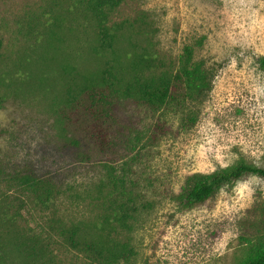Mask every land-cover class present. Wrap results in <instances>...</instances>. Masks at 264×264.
Wrapping results in <instances>:
<instances>
[{"label": "rangeland", "instance_id": "374dc122", "mask_svg": "<svg viewBox=\"0 0 264 264\" xmlns=\"http://www.w3.org/2000/svg\"><path fill=\"white\" fill-rule=\"evenodd\" d=\"M53 1L0 0V167L7 173L32 168L61 187L45 210L30 204L22 188L0 184V218L19 210L21 227L44 225L52 215L63 223H97L106 208L101 180L107 171L95 162L96 151L81 162L64 148L77 129L59 110L67 89L75 90L81 75L95 76L112 56L95 54L93 32H76L65 17L56 38L45 42L44 30L58 12ZM111 21L134 24L115 45L120 59L146 51L174 70L190 44L207 79L180 109H124L139 141L113 166L134 200L131 230L117 234L134 255L119 264H243L264 245V178L244 175L194 205L184 204L183 195L195 174L239 163L264 166V68L258 62L264 0H127ZM186 115L195 121L183 127ZM163 120L172 132L148 143L152 125ZM5 254L17 257L10 249ZM60 258L78 260L66 249Z\"/></svg>", "mask_w": 264, "mask_h": 264}, {"label": "trees", "instance_id": "16d2710c", "mask_svg": "<svg viewBox=\"0 0 264 264\" xmlns=\"http://www.w3.org/2000/svg\"><path fill=\"white\" fill-rule=\"evenodd\" d=\"M126 1L54 0L58 12L50 19L42 37L47 43L56 38V29L65 17L76 32H93L97 43L95 54L109 51L112 56L111 62L106 61L95 76L81 75V84L75 90L67 89L66 106L59 110L60 117L77 129L76 136L64 148L76 152L81 162L91 161V152L96 151L99 158L95 162L107 171L101 180L107 196H104L106 208L100 221L63 223L52 215L44 225L21 227L18 225L21 212L17 210L7 218H0V264H119L134 255L132 245L117 237L119 231L131 230L128 220L133 218L134 200L132 191L125 190L122 178L114 174L113 166L139 141L132 115H126L124 109L131 106L149 112L180 109L185 101L205 88L207 79L201 63L194 61L190 44L182 47L174 70L161 65L155 54L146 51L132 52L120 59L115 45L124 30H131L134 24L112 22L111 17ZM258 62L264 68V56ZM193 117H182L183 127L192 125ZM171 132L164 120L157 121L147 142L153 144ZM244 175L264 178V166L239 163L211 174H195L183 195L184 204L211 199L224 183ZM0 184L22 188L30 204L45 210L54 206L61 193V187L51 177L39 176L32 168L7 173L0 167ZM26 213L31 214L28 209ZM6 236L10 239L8 243ZM7 249L17 257L7 256ZM61 249L76 252L78 260L64 263L60 258ZM243 264H264V245L254 249Z\"/></svg>", "mask_w": 264, "mask_h": 264}]
</instances>
